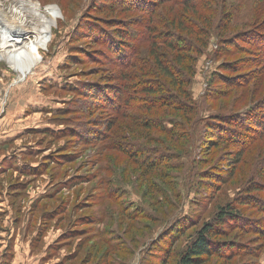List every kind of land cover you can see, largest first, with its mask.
I'll return each mask as SVG.
<instances>
[{
    "label": "rangeland",
    "instance_id": "374dc122",
    "mask_svg": "<svg viewBox=\"0 0 264 264\" xmlns=\"http://www.w3.org/2000/svg\"><path fill=\"white\" fill-rule=\"evenodd\" d=\"M33 1L56 7L60 18L32 72L0 61V264H179L222 208L249 193L264 201L254 189L264 186V135L237 163L236 150L204 130L214 115L237 117L248 129L258 118L264 124V77L247 83L244 72L221 69L247 58L217 56L221 3L211 0L207 8L214 11L207 13L204 0L189 9L166 0L151 8L119 0V9L105 8L114 0ZM22 2L0 5L9 19L31 28ZM91 18L93 24L85 23ZM185 19L198 36L181 32ZM122 24L137 37L133 66L140 69L123 68L104 49L110 39L100 31L114 34ZM161 34L185 46L170 50L157 43ZM153 52L174 69L180 87L156 72ZM178 55L184 64H177ZM122 81L128 90L109 102ZM140 84L164 93L140 92ZM126 100L127 108L117 111ZM232 126L243 140L244 128ZM242 208L246 217L264 220ZM250 227L223 226L219 240L237 251L221 256L216 247L204 264H264V235Z\"/></svg>",
    "mask_w": 264,
    "mask_h": 264
},
{
    "label": "trees",
    "instance_id": "16d2710c",
    "mask_svg": "<svg viewBox=\"0 0 264 264\" xmlns=\"http://www.w3.org/2000/svg\"><path fill=\"white\" fill-rule=\"evenodd\" d=\"M111 1V0H109ZM119 0H114V3L112 5L105 6L106 9L117 8L119 9L117 2ZM135 3L142 4L145 7L151 8V5H161V0H149V2H142L135 0ZM148 1V0H147ZM167 3H173L175 6H182L186 9H189V7H200L201 0H166ZM207 4L203 5L201 7V10L208 12H213L214 9H209L208 3H211V0H204ZM230 0H224L221 2V0H214V4L216 2L218 5L221 6L226 11L222 10V13H224L223 23L218 26L217 30V36L221 38V44L222 46L218 48L217 56L220 57H229L231 55L239 54L246 56L247 58H242L238 61H235L233 63L225 62L223 66L221 67L222 71L226 73H242L240 76H249L246 77L248 79L247 83H252L253 81L260 79L264 77V0H233L229 2ZM212 5V3H211ZM110 7V8H108ZM142 7V6H141ZM128 9V8H123ZM218 10V9H217ZM154 15V14H153ZM150 16V15H149ZM93 17V16H92ZM93 20H86L85 23L93 24L95 22V18H91ZM91 21V22H90ZM107 29V25H104ZM185 26V27H184ZM121 30H114V34L110 33L109 31L103 30L100 32H103L102 35L105 37H108L109 40V47H106V43L104 44V49H108V51L115 53V60L114 62L118 63L122 61L123 68L128 67H138L139 69L141 66H136L140 64H135L133 66L134 55H138V52H136L138 45L136 41V35L133 32V29H130L128 26L122 24ZM91 28H95L94 26H91ZM96 29V28H95ZM179 29H181V32H185L189 35H195L198 36L199 32L194 29V26H189V23L187 20H181L179 22ZM226 29H243L245 31H241L240 33H234L232 31H229L228 34L222 35L221 30L225 31ZM106 32V34H104ZM168 36V37H167ZM227 36V37H225ZM159 38L160 42H157L156 40L149 41L151 42V45L155 47L156 42L161 43L160 45L167 46L170 50L178 51L185 45H181V43L176 46L177 41L173 40L169 34H161L157 37V40ZM180 41V40H179ZM240 43V44H239ZM187 53L190 51L191 53H198L197 47H187ZM200 53V52H199ZM103 55V54H102ZM100 55L101 57H103ZM151 56L154 59L155 69L156 72L165 78L169 79L171 81L172 87H180L179 85L173 84L174 77V69L170 67V65H166L162 61V57L158 55L157 53L153 52L151 53ZM110 57V56H109ZM178 65L184 64V58L182 55H178L177 59H175ZM144 71V69H141ZM218 77H221L220 75ZM242 78V77H241ZM239 79V78H238ZM237 79V80H238ZM125 81L129 79H123ZM236 80V81H237ZM232 85V80H228ZM235 81V82H236ZM116 82V81H115ZM123 84L125 83L122 81ZM224 84V82H222ZM246 83V84H247ZM141 85V84H140ZM227 87H230L228 83H225ZM238 85H242V83L237 84L235 86L239 87ZM111 87V86H110ZM159 87V86H158ZM233 87V86H231ZM109 90L111 88H108ZM128 90V87L121 86L119 88V91L113 98L114 100L109 99L110 101H115L116 99H119L118 93L126 92ZM140 92L147 93V94H163L162 88H158V90H154L153 87H143L141 85V88L139 90ZM227 92L219 91L220 95H224ZM120 101V100H119ZM172 103V100H170ZM264 102V101H263ZM127 100L125 103L118 104L119 109H116L117 111L123 112L124 109L127 108ZM261 103V102H260ZM259 103V104H260ZM168 105V104H167ZM165 105V106H167ZM180 107V106H178ZM263 107V106H262ZM116 108V107H115ZM196 107H194L195 109ZM179 112H184L182 108L177 109ZM257 110V113H260L258 111L261 110V108L257 107L255 108ZM194 111L197 112L195 109ZM186 113V112H185ZM257 121V122H256ZM255 123H257V127L248 129L245 124H240V119L232 118L230 116H217L214 115L211 117L209 123H207V127H205L206 133H210L213 135L214 139L220 140L223 144H229L232 148L236 150L238 153V158L236 159V162H240V158L242 157V153L249 147L250 144L253 143L255 139L262 138L263 132H264V124H262V121L256 119ZM232 124H238V126H241L244 128L245 132L243 133V136L245 138L242 140L237 135L234 134L233 131H236L233 129L234 126ZM162 129V128H161ZM233 129V130H232ZM254 132V133H253ZM242 133V132H241ZM253 135V136H251ZM208 136H210L208 134ZM255 191H263L264 192V186L263 185H256L254 186ZM242 195L240 198V202L236 205H228L225 208H222L221 211L216 215L214 223H208L204 225V227L197 233L196 239L192 241V243L186 248V250L183 252V254L180 256L179 264H204L206 261H209L211 257L215 254V248L218 247L217 252L221 255L223 253H234L237 251V245L233 242H224L220 241L219 238L222 237V235L225 233L222 231L223 226H231V228H236L239 231H242L245 228V225H250L249 228L252 233H259L262 231L264 235V230H261V225L263 224V221L261 220H255L250 219L246 217L241 209L242 207L248 208V209H254L257 213L264 214V201L260 200V198H257V196H254V194H245V197ZM239 209V210H237ZM221 252V253H220ZM248 251H245L244 253H249ZM222 256V255H221Z\"/></svg>",
    "mask_w": 264,
    "mask_h": 264
},
{
    "label": "bare ground",
    "instance_id": "6f19581e",
    "mask_svg": "<svg viewBox=\"0 0 264 264\" xmlns=\"http://www.w3.org/2000/svg\"><path fill=\"white\" fill-rule=\"evenodd\" d=\"M21 8L22 16L31 18V28L26 22L9 19L0 5V61H7L15 72L28 74L47 47L60 13L56 7L43 9L33 0H23Z\"/></svg>",
    "mask_w": 264,
    "mask_h": 264
}]
</instances>
